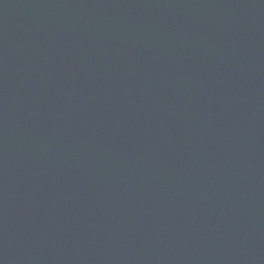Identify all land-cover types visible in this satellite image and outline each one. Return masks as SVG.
Masks as SVG:
<instances>
[{"label":"water","instance_id":"water-1","mask_svg":"<svg viewBox=\"0 0 264 264\" xmlns=\"http://www.w3.org/2000/svg\"><path fill=\"white\" fill-rule=\"evenodd\" d=\"M0 264H264V0H0Z\"/></svg>","mask_w":264,"mask_h":264}]
</instances>
